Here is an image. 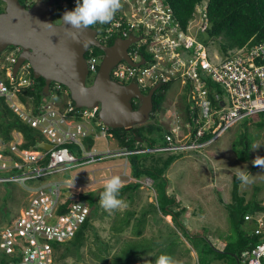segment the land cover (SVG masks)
<instances>
[{
  "label": "built area",
  "instance_id": "obj_1",
  "mask_svg": "<svg viewBox=\"0 0 264 264\" xmlns=\"http://www.w3.org/2000/svg\"><path fill=\"white\" fill-rule=\"evenodd\" d=\"M128 2L126 12L115 15L111 23L98 24L102 41L113 34L125 38L131 33L138 36L137 46L129 53L137 65L114 67L111 71L114 79L134 80L147 89L168 82L180 83L184 89L188 86L190 109L198 107V118L191 126L183 122L180 113L173 112L168 128L160 123L166 133L165 144L158 146L133 150L116 147L104 151L87 147L83 141L91 134L103 138L112 136L106 127L100 126L95 109L77 110L68 101L62 108L52 104L33 108L31 114L17 95L33 81L16 78L11 72L18 49L0 57V69L6 70V79L0 81V98L22 122L36 131V145L25 147L28 141L20 130L15 128V132L5 136L0 125V184L19 187L28 199L22 216L18 220L12 218L0 232V253L8 260L19 258L8 264H51L54 257L51 243L71 240L90 214L88 203L80 196L92 191L90 187L96 180L91 179V185L83 187L76 178L59 179L60 174L116 158H124L120 166L126 170L129 167L127 157L133 154L196 151L212 144L241 121L264 113V40L251 47L230 50L227 55L212 56L208 48L195 42L190 27L186 31L179 27L162 0ZM205 9L206 2L197 5L190 22L197 30L207 25ZM98 65V57L90 49L88 81L97 73ZM28 69L26 65L22 73L28 75ZM207 81L222 90L221 94L215 88L211 91L217 108H213L209 98L211 88L207 87ZM55 87L59 89L60 85L55 84ZM201 119H204L203 125L197 126ZM92 124L100 128L98 135ZM209 130L214 136L200 142ZM43 143L47 150L40 148ZM71 148L77 150V154ZM107 171L110 174L111 171ZM132 182L150 186L145 181L133 179ZM72 194V202L67 205V197ZM245 219L250 220L251 216ZM256 222L259 228L255 233L264 234L263 218L258 216ZM243 263L264 264V235L261 242L243 254Z\"/></svg>",
  "mask_w": 264,
  "mask_h": 264
},
{
  "label": "rangeland",
  "instance_id": "obj_2",
  "mask_svg": "<svg viewBox=\"0 0 264 264\" xmlns=\"http://www.w3.org/2000/svg\"><path fill=\"white\" fill-rule=\"evenodd\" d=\"M121 2L124 3L122 0ZM57 3L62 4L61 0L56 1ZM124 9L125 6L121 10L124 11ZM196 13L198 14V11ZM196 36L198 38L205 37L201 31H198ZM211 48L214 52L219 51L218 41H212ZM184 94L187 95V87L184 89V86L179 83L172 85L166 92L162 112L160 115H155V119H160L161 123L168 128L173 119L171 118L173 117L172 113L179 114L181 112L179 105H182L180 104L182 99L178 96ZM42 99L57 101L59 98L48 94L44 95ZM144 136L147 137V135ZM154 139L157 141L152 146H157L160 139L157 136H154ZM146 140L148 141V137ZM240 141H242L241 145L238 144ZM235 142H237L238 148L234 151L232 145ZM244 143L248 144L249 152L244 154L241 159L237 151L243 149ZM253 143L261 147L252 150ZM143 146L147 147L148 144L144 143ZM96 147L100 151L107 148L114 149V145L109 144L107 140H99ZM70 150L77 154V150L72 148ZM169 154L164 152L145 153L140 156V163L146 168L159 171L162 169L164 159L170 156ZM174 155H176V159L165 172L162 174L157 172V178L153 181L142 180L150 186H142L139 190L132 192V200L124 196L123 200L128 204L126 209L109 212L99 205L98 209L94 210L96 217L92 220L93 229L80 250V254L78 256L69 254L65 259H61L59 262L55 261V263L114 264L113 259L118 257L121 252H128L130 248L137 246L138 253L135 255L136 257L132 258L131 264H155L161 254L171 255L180 261V264H203L202 262L204 264H232L229 255L219 257L210 248L221 253L223 245H225L224 238L232 234L227 205L232 203V189L234 180L237 178L235 168L244 169L246 166V170L251 175H257L254 182L247 185L237 179L238 193L244 197L247 203H259L264 206V176H261L264 175V168L254 166L252 163L257 156L264 157V113L249 117L234 125L204 148L196 151L178 152ZM123 160L124 158L110 159L99 164L72 169L60 174L58 178L71 180L76 178L83 187H88L91 183L85 184L87 176L90 171L96 170L98 174L100 171L103 172V176H101L102 174L96 175L95 179L98 182L119 175L126 185L132 182V179L127 177L130 169L126 171L122 168L123 166H120ZM107 170L111 171L110 174ZM105 175L107 177H104ZM99 184L100 186H98ZM103 185L104 183H98L92 186L95 189L93 191H98L104 187ZM162 190L168 198H173V204L170 206L171 211L179 213L178 220L184 229L175 224L172 218L166 216L163 211L157 210L156 213L147 212V221L143 226L141 236L133 235L131 225L119 234L113 232L112 227H118L117 224L128 211L133 212L134 218H136L143 211L150 210L149 203H153L160 209ZM27 200V194L19 187L0 184V232L12 218L18 220L19 216H22ZM259 215L264 219V212H259L257 217ZM132 222L134 223L135 220ZM244 228L249 232L253 230L252 224H246ZM164 238L168 240L173 238L175 242L171 241L170 244L161 245ZM98 248L101 250L100 252ZM2 258L5 259L0 253V260Z\"/></svg>",
  "mask_w": 264,
  "mask_h": 264
},
{
  "label": "trees",
  "instance_id": "obj_3",
  "mask_svg": "<svg viewBox=\"0 0 264 264\" xmlns=\"http://www.w3.org/2000/svg\"><path fill=\"white\" fill-rule=\"evenodd\" d=\"M25 1L29 4H32L34 2V0ZM61 2L62 4H64L65 7L72 9L75 8L77 0H61ZM203 2H206L205 11L207 17V25L204 28V32L207 36V39H214L218 41L219 50L222 54L227 55L228 51L230 50L241 49L245 46L251 47L264 40V0H163L164 5L171 10V13L175 18L176 22L178 23L179 27L185 31L187 30L189 21L195 13L197 5H201ZM111 40V38H108L107 40H105V42L111 43ZM9 48H11V50L14 49V47ZM92 50L97 56H101L103 54L97 48H93ZM29 78L34 82L35 86L32 89L27 88L24 93L20 94V98L23 102L26 99H29L31 105L29 106L28 104L26 108L27 110L32 111L31 114H33V108L41 107L45 104L53 105L52 102L54 101H44V99H42V97L44 96L42 91H37L39 87L44 86L43 79H34L31 70ZM215 86L216 85L212 84V82L207 81V87L211 88L209 98L212 101L213 108H217L218 103L213 101L211 97V91L213 90V88H215V90L219 94H221L222 92V90L218 86ZM50 87L51 88L49 91V95L57 96L59 99L56 102L60 103L61 99L63 98V91L66 90V88L60 85V88L57 89L55 87V84H51ZM169 88H171V82L165 83L154 92L152 96V114H154L153 116L162 112L163 105L166 99V92ZM190 97L191 93L188 92L187 89V95L184 94L180 95L179 97L182 99V102L179 101L181 102L180 104H182L179 105L181 106L179 108L181 109L180 117L183 119V122L189 123L192 126V124L194 123L193 120L198 118L199 109L198 107H196V109L193 111L190 109ZM4 101V99L0 98V125L4 128V133L6 134L5 136L8 135L11 129L17 128L23 133L24 138L28 141L25 147L35 146L36 131L28 127V125H26L24 122H22L14 114V112L10 110L8 106H6V103ZM203 123L204 119H201L197 126H202ZM109 131L114 134L115 138L119 142V146L127 148L129 150L141 147V144L138 142V138L142 139L143 143H147L148 148L154 147L152 145L156 144L157 140L154 139V136H157L160 139L158 145L165 144L164 134L166 133V129H163L161 124L159 126H157L156 124H148L132 128L129 131H126L124 129H109ZM144 135H147L148 141L146 140L147 137ZM213 136L214 133H212L210 130L206 131V133L203 135L202 138H200L199 141L201 142L209 140ZM238 144L241 145L242 141L238 142ZM142 147L145 146L142 145ZM248 147V144L244 143L243 149L237 151V154L241 159L243 158L244 154L249 152ZM232 148L234 151L237 150V142L233 143ZM141 155L142 154H133L128 157L131 167L130 174L132 177H135L137 179L145 177L151 178L152 180L156 179L158 173L162 174L163 172H165V170H167L168 167L176 159V155L168 156L163 161L162 169L158 171L155 169L146 168L141 165ZM139 188V184L124 185L121 189L120 198L123 199L124 196H127V199L132 200L133 196L131 197V193L139 190ZM103 190L104 187H101L98 191H90L80 196L82 201H86L88 203L90 207V214L78 227L71 240L65 243H51L53 252L55 254L51 264H54L55 261L59 262L61 261V259H65L67 256H69V254H73L74 256H78L80 254V250L85 245V242L89 238L90 231L93 229L92 220L96 217V213L94 210L98 209V206L100 205L99 197L100 193ZM160 198V209L153 205V203H149L151 205L150 210L143 211L142 213H140V216L136 218H134L133 212L128 211L125 214L126 216L119 222V224H117L118 227H112L113 232L115 234H119L123 230L129 228L131 225V231L133 235L141 236L143 226L147 221V212L156 213L157 210L163 211L166 216H170L172 218V221L175 224L180 225L182 229H184V227L182 226V224L179 223L178 220L179 213H173V211H171L170 206L173 204V198H168L165 192H163V190L162 197ZM71 202V198H67V205ZM65 209H62V211ZM227 211L228 219L232 228V234L224 238L225 245L221 253L216 251L215 249H211L210 247L209 248L219 257L223 255H229L230 259L232 260V264H236V260L239 262V264H245L243 263V254L246 251L255 247L259 242H261L264 235L262 233H255L259 226L256 220H254V218L257 217L259 212H264V206L260 205L259 203H247L244 197L239 195L238 193V181L237 178H235L232 189V203L227 205ZM172 215H174V217H172ZM247 215L251 216L250 220L245 219V216ZM131 220H135V222L133 223ZM246 224H252L253 230L251 232L247 231L244 228ZM262 226L264 228V219ZM201 240L204 243H207L204 239ZM171 241L175 242L173 238H171V240L164 238L161 242V245L170 244ZM136 247L130 248L128 252H121L118 257L113 259L114 264H131L130 262L133 261L132 258L136 257L135 255H137L138 253ZM98 251L100 252L101 250L98 248ZM56 255L57 257H55ZM8 261L15 263L19 261V258L17 260L14 258H10L9 260L8 258H2V260H0V264H8ZM202 263L204 264V262Z\"/></svg>",
  "mask_w": 264,
  "mask_h": 264
},
{
  "label": "water",
  "instance_id": "obj_4",
  "mask_svg": "<svg viewBox=\"0 0 264 264\" xmlns=\"http://www.w3.org/2000/svg\"><path fill=\"white\" fill-rule=\"evenodd\" d=\"M0 1L6 4L5 10L0 13V52L8 47L20 48L13 74L21 63L28 62L33 78L44 80V86L37 91L47 94L52 82L63 85L76 108L97 109L103 125L111 129L129 131L135 125L147 122L153 109L152 96L158 87L143 95L135 82L122 85L110 77L120 60L133 66L127 49L137 38L116 39L111 46L105 47L96 40L93 28L76 32L70 26H63L60 20L64 13L74 9H64L59 14L58 23H55V0H35L30 8L24 7L18 0ZM89 47L97 48L104 54L90 84L87 83L88 70L84 57ZM134 99L139 101L137 109L133 108ZM138 142L143 141L138 138ZM40 147L48 149L45 144Z\"/></svg>",
  "mask_w": 264,
  "mask_h": 264
},
{
  "label": "clouds",
  "instance_id": "obj_5",
  "mask_svg": "<svg viewBox=\"0 0 264 264\" xmlns=\"http://www.w3.org/2000/svg\"><path fill=\"white\" fill-rule=\"evenodd\" d=\"M35 1V0H34ZM124 3L121 2V0H77L76 2V6L75 8H72L74 10H71V11H66L62 17V19L60 20L63 24V26L67 25V26H70V29H73L75 30L76 32H84L85 30H88L90 29L91 27L97 25V24H100V25H104V24H109L111 23L114 18H115V15H118V14H122L123 12H126L127 8H128V5H129V2L128 0H122ZM163 2V0H162ZM122 3V4H121ZM32 5V4H31ZM125 6V9L124 11L121 10L123 9ZM68 8V7H67ZM117 13V14H116ZM195 14V13H194ZM193 14V15H194ZM194 18V16L191 18V20ZM191 20L189 21V23L191 22ZM188 23V25H189ZM46 25H52V24H46ZM191 28V32L192 34L194 35V40L196 43L204 46L205 48H208L210 54L212 56L214 55H220L222 54L219 51H213L212 48H211V43L212 41H217V40H214V39H207V36L204 32V29H199L197 30L195 27H192V23H190V25L188 26ZM68 30V29H66ZM198 31H201L205 37L204 38H198L196 36V33ZM128 36H132V37H136L137 38V35L136 33H131L129 34ZM121 37V36H120ZM123 40H126L124 38H121ZM120 39V40H121ZM99 43H102L103 45L105 44L104 41H102L100 38L99 39H96ZM138 41V39H137ZM136 41V42H137ZM135 42V43H136ZM219 46V45H218ZM9 48V47H8ZM94 47H89V49L87 50V54H88V51L90 49H93ZM14 49H18V52L16 53V60H15V63L11 66V72H12V75L16 78H19V77H22L24 79L28 78L30 81L31 79L29 78V75H30V66H29V63H21V65L19 66V68L17 69L16 73L13 74V68H14V65L16 64L17 62V58L19 56V53H20V48L19 47H14ZM14 49L12 50H7V48L0 52V57H4L6 55H8L9 53H11ZM143 50V49H142ZM85 53V54H86ZM95 54V53H94ZM223 55V54H222ZM88 57V56H87ZM145 60H147V56H144ZM86 63H87V59H86ZM133 63H134V60H133ZM28 65V72L29 74L26 75L24 73H22L23 71V68ZM88 70V68H87ZM6 70L5 69H0V81H3L6 79ZM32 73V71H31ZM96 75V74H95ZM111 75V73H110ZM88 77V76H87ZM94 78V77H93ZM114 79V78H113ZM93 80V79H92ZM91 80V81H92ZM116 80V79H114ZM91 81H88L87 79V83H91ZM51 84H59V83H55V82H52L50 83L49 85V88H48V93L47 94H44L43 92V95H48L50 92V86ZM180 84V83H179ZM61 85V84H59ZM175 85V84H174ZM35 84L34 82L30 85H28L27 87H25L24 89H20L19 91V94L17 95L18 98H19V101L24 105V106H27L28 104L31 105L29 99H26L24 102L21 100L20 98V94L21 93H24L25 90L27 88H34ZM63 86V85H62ZM171 87H172V84H171ZM187 87L188 89V86H185V88ZM39 88H42V87H39ZM66 88V87H65ZM154 88V87H153ZM159 88V87H158ZM157 88V89H158ZM156 89V90H157ZM155 90V91H156ZM66 93H63V98L61 99V102L60 103H57L56 101L52 102L53 105L56 107V108H62L64 107V105H66V103L68 101H71L72 104L74 105V102L71 100L70 98V95H69V91L68 89L66 88V90H64ZM154 91V92H155ZM37 92V91H36ZM180 97V95L178 96ZM15 100V99H14ZM170 100V99H168ZM16 101V100H15ZM167 101V100H166ZM179 105V104H178ZM75 106V105H74ZM76 108V107H75ZM77 110H92V109H86V108H76ZM95 112H96V117L97 119L99 120L100 122V126L102 127H106L107 128V131L109 134H111L112 136L111 137H105L103 138L101 135H98L99 134V131H100V128L98 126H95L94 124H92L93 128L96 127V134L98 135L97 137H94L93 134H91L90 136H88L87 138L84 139V144L87 146V147H94L97 149L96 145H97V142L99 140H107L109 144H112L114 145V149L116 147H121L119 146V142L118 140L115 138L114 134L112 132L109 131V127L103 125V123L101 122L99 116H98V110L95 109ZM160 115V113H159ZM158 115V116H159ZM97 121V120H96ZM95 121V122H96ZM94 122V123H95ZM140 143V142H139ZM141 146L144 145L143 142L140 143ZM261 146L256 144V143H253L251 145V149L252 150H256L258 148H260ZM113 150V149H111ZM145 154V153H144ZM169 155H174V154H169ZM129 157V156H128ZM128 157H127V161H128V164H129V167L126 169V171H128L131 167H130V163H129V160H128ZM253 165L254 166H259L261 168H264V157H260V156H257L253 161H252ZM237 170V179L242 183V184H250L252 182H254V179L255 177L257 176H253L251 175L247 170H246V166L244 169H241V168H235ZM127 174V173H126ZM261 176H264V175H261ZM127 177L129 179H134L136 181H142L143 179H150L152 180L151 178H148V177H145V178H140V179H137L135 177H132L131 174H130V171H128V174H127ZM64 180V179H63ZM153 181V180H152ZM128 184H139L140 185V188L142 187V185L139 183V182H129ZM127 185V184H126ZM124 186V183H123V180L121 179V177L119 175H114L112 176L111 178L107 179L104 183V190L100 193V197H99V203H100V206L103 207L106 211H109V212H114V211H118V210H123V209H126L128 207V204L125 200H123L122 198H120V193H121V189L123 188ZM139 188V189H140ZM72 197H74V195L72 194L71 196H68L67 198H71L72 200ZM65 199V197H64ZM155 264H180V261L174 259L172 256H169V255H166V254H161L155 261Z\"/></svg>",
  "mask_w": 264,
  "mask_h": 264
},
{
  "label": "flooded vegetation",
  "instance_id": "obj_6",
  "mask_svg": "<svg viewBox=\"0 0 264 264\" xmlns=\"http://www.w3.org/2000/svg\"><path fill=\"white\" fill-rule=\"evenodd\" d=\"M22 5H24V7H26V8H30L31 7V4H29V3H27L25 0H18ZM5 6H6V4L5 3H3L2 1H0V13H2L4 10H5ZM53 7H54V22L55 23H58V21H59V14L64 10V9H66L67 7H65L64 6V4H56V0L54 1V5H53ZM99 26V25H98ZM97 25H95V26H93V27H91V28H93L94 30H95V32H96V35H95V38L96 39H99L100 38V31H99V29H100V26L98 27ZM130 36H128L127 38H125V37H120V35L118 36V35H112L111 37H108V38H111L112 40V42L111 43H109V42H105V44H104V46L105 47H109V46H111L112 44H113V42L116 40V39H121V38H124V39H128ZM107 38V39H108ZM136 38V37H135ZM106 39V40H107ZM137 39H138V36H137ZM121 40H123V39H121ZM137 45L135 44V42L134 43H132V44H130L129 45V47H128V49H127V56H128V58L131 60H129L130 62H131V64H133V66H135V65H137V63L138 62H134L133 63V59L129 56V53L131 52V50L133 49V48H135ZM7 50H11V48H7ZM87 56H88V54L86 53L85 54V60L87 59ZM97 56V55H96ZM98 57V61H99V65L101 64V61H102V58L104 57V54H102L101 56H97ZM25 63H27V62H25ZM128 65V66H132V65H130L127 61H125V60H120L117 64H116V66H123V65ZM99 65H98V67H99ZM115 66V67H116ZM110 77H111V79H113L114 78V75H113V72L111 73V75H110ZM114 80V79H113ZM114 81H116V82H118V83H120V84H122V85H128L130 82H135L137 85H138V87H139V91L141 92V94H143V95H147L148 94V92L153 88V87H151V88H149V89H147V88H144V87H142L139 83H137L136 81H134V80H128V79H124V80H114ZM132 104H133V108L134 109H137L138 108V106H139V101H137V100H133V102H132ZM153 110V109H152ZM153 112L151 111L150 113H149V117H148V120H147V123L148 124H152V125H157V126H159L160 125V123H161V120L159 119V120H157V119H155V116H153V114H152ZM152 120V121H151ZM146 122L145 123H143V124H139V125H135L133 128H135V127H140V126H144V124H146V125H148ZM144 144V143H143Z\"/></svg>",
  "mask_w": 264,
  "mask_h": 264
},
{
  "label": "crops",
  "instance_id": "obj_7",
  "mask_svg": "<svg viewBox=\"0 0 264 264\" xmlns=\"http://www.w3.org/2000/svg\"><path fill=\"white\" fill-rule=\"evenodd\" d=\"M14 130H15V128H14V129H11V130L9 131V133H10V132H15V131H16V130H15V131H14ZM4 135H6V134L4 133ZM43 144H44V143H43ZM40 146H41V145H40ZM40 148H41V147H40ZM89 173H90V174H88V176H87V182H85V184H87V185H88L89 183H91V182H90L91 179L96 180V179H95V178L97 177L96 175L99 176L100 174H102L101 176H103V172H102V171H100L99 174H98V171H96V170H92V171H90ZM104 177H107V175H105ZM101 178H103V177H101ZM108 179H109V178H108ZM98 183H105V181H99V182H98V181L96 180V184H94V185H97ZM80 184H82V183H80ZM94 185H92V186H94ZM92 186H91L90 188H92L91 190L93 191V190H95V189H94V187H92ZM98 186H100V184H99ZM103 186H104V185H103ZM92 191H91V192H92ZM259 216H261V215H259ZM177 238H178V237H177ZM223 246H224V245H223ZM157 252H158V251H157ZM238 263H239V262H238ZM236 264H237V262H236Z\"/></svg>",
  "mask_w": 264,
  "mask_h": 264
}]
</instances>
